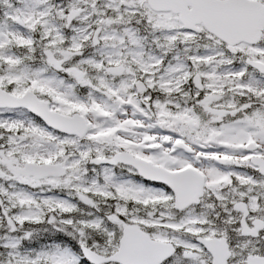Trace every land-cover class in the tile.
Listing matches in <instances>:
<instances>
[{
  "label": "snow or ice",
  "instance_id": "obj_1",
  "mask_svg": "<svg viewBox=\"0 0 264 264\" xmlns=\"http://www.w3.org/2000/svg\"><path fill=\"white\" fill-rule=\"evenodd\" d=\"M0 264H264V0H0Z\"/></svg>",
  "mask_w": 264,
  "mask_h": 264
}]
</instances>
